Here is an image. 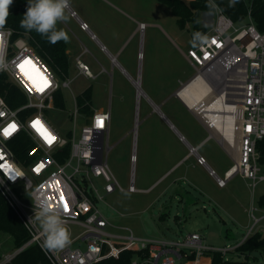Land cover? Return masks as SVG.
<instances>
[{
	"label": "built area",
	"instance_id": "built-area-1",
	"mask_svg": "<svg viewBox=\"0 0 264 264\" xmlns=\"http://www.w3.org/2000/svg\"><path fill=\"white\" fill-rule=\"evenodd\" d=\"M208 1L212 7L208 13L214 17L212 25L202 35L208 37V42L201 45L198 41L185 56L194 69L191 80L198 79L200 88L205 89V97L217 92L200 116L211 129L210 114L214 112L209 109L228 107L224 119L232 126L220 144L233 148V136L237 143L234 161L222 178L197 153V147H190L189 153L196 156V163L205 168L217 187L223 188L234 176H240L250 181L248 186L253 191L257 183L264 182V165L257 150L258 142L264 141V31L254 25L250 9L245 21L235 24L212 0ZM68 14L81 31L89 33L88 24L71 7ZM142 28L140 24L139 29ZM14 34L12 30L6 35L9 69L0 71V196L22 224L28 240L5 254L0 264H9L31 245L40 249L48 264H100L108 258L117 259L124 251L133 253L130 264H211L210 255L215 252L222 261L233 262L226 258L227 253L236 252L251 234L233 248L215 249L204 245L197 233L176 241H160L137 238L127 228H119L128 232L125 235L107 230L112 225L98 209V201L115 191L134 194L150 190L135 187L136 138L132 140L129 156V185L123 189L111 174L104 153L110 112L93 110L91 116L85 118L74 99L75 108L69 116L72 128L67 131L58 128L52 120L54 110H60L54 105L55 95L62 88H68L69 81L62 80L48 67L28 43L27 35L15 37ZM85 53L74 58L75 67L79 74L94 79L96 76L81 61ZM22 63L23 67H18ZM44 80L48 85L40 91L38 85ZM37 119L57 137L51 145L32 127ZM80 120L82 124L76 127ZM100 120H103L102 126ZM13 123L16 130L9 136L3 135V129ZM179 138L185 140L181 135ZM97 180L101 182V190ZM44 199L60 207L71 233L72 243L61 251L47 249L39 224L28 222L34 215L36 203ZM72 226L80 231L74 237ZM75 243L78 246L71 247Z\"/></svg>",
	"mask_w": 264,
	"mask_h": 264
},
{
	"label": "rangeland",
	"instance_id": "rangeland-1",
	"mask_svg": "<svg viewBox=\"0 0 264 264\" xmlns=\"http://www.w3.org/2000/svg\"><path fill=\"white\" fill-rule=\"evenodd\" d=\"M70 7L80 18H88L91 32L115 58L117 65H112L110 57L80 33L70 18L58 23V28L68 34L69 39L65 43L72 53L68 77L65 78L69 87L61 90L64 107L53 112L52 120L57 127L62 131L72 128L69 116L75 108L74 99L76 101L85 89L91 87L92 110H106L111 116L107 144H104L107 166L119 185L126 189L132 140L136 138L135 187L142 190L149 185L150 179H155L154 174H150L154 158L165 160L166 170L187 152L178 141L179 136L177 138L176 134L164 128L167 125L155 106L173 124L178 135L194 148L197 146V153L222 178L223 171L233 163L230 156L235 155V150L225 145L226 154L217 143H220V134L211 130L200 116L217 92L198 101V107L191 111L177 97L170 96L171 89L173 94L176 93L194 74V69L183 58V54L193 47L191 24H186L184 29L179 28L170 9L156 0H70ZM205 17L212 21L214 18L210 13H201V24L207 23ZM140 24L143 25L141 30ZM82 50L86 53L81 61L96 76L94 79L79 74L75 67L74 57ZM132 81L139 84L143 95L139 94ZM81 124L80 120L76 127ZM204 139L207 140L200 145ZM236 141L235 138V145ZM190 174L197 183L188 179L189 183L185 182L184 187L190 191L195 204L185 215L177 213L179 223L175 220V204L152 200L157 190L146 196L144 193L115 191L105 196L103 201H98V209L112 225L107 230L112 234L125 235L128 232L119 228H127L137 238L160 241H176L197 233L204 245L215 249L233 248L255 232L264 238V216H261L264 215V205L259 204L264 197V182L257 183L252 192L249 180L234 176L226 187L217 189L215 181H211L212 178L200 166L193 168ZM96 184L101 190V182L97 180ZM150 201L152 203L148 206ZM227 203L241 210V225H247L246 228L232 221ZM162 214L164 219L161 220ZM71 229L73 237L80 232L74 226ZM75 246L78 243L71 247ZM14 249L12 239L1 235L0 260ZM226 258L238 263L264 264V248L248 254L231 251Z\"/></svg>",
	"mask_w": 264,
	"mask_h": 264
},
{
	"label": "trees",
	"instance_id": "trees-1",
	"mask_svg": "<svg viewBox=\"0 0 264 264\" xmlns=\"http://www.w3.org/2000/svg\"><path fill=\"white\" fill-rule=\"evenodd\" d=\"M158 3L168 7L175 17L179 28L184 29L186 24H191L190 37L193 44L199 40L194 36L195 33L203 35L208 27L202 26L200 23V14L210 12L212 7L208 0H193L185 2L184 0H156ZM222 12L230 18L235 24H242L250 9V17L260 31H264V0H233L234 6L228 7L221 0H212ZM27 0H13L10 6V15L6 24V28L14 30L15 37L27 35L28 43L35 48L37 54L62 80L68 77L69 58L66 54V44L62 40L56 44H50L45 38H42L35 31H26L19 26L20 20L26 11ZM7 99V98H6ZM8 103H13L7 99ZM54 105L57 109H63L64 101L62 92L55 95ZM76 105L82 116H91L93 110L91 108V87L85 89L77 98ZM66 135H69L66 132ZM68 147V146H67ZM257 150L260 153L261 164L264 165V141L258 142ZM19 157H21L18 154ZM260 205H264V197L259 200ZM7 235L12 239L14 248H18L28 240V235L22 224L17 220L15 215L5 204L0 196V236ZM264 248V238L259 232H255L248 236L236 251L239 254H248L253 250ZM133 253L124 251L117 259L108 258L100 264H130ZM211 264H247L238 262H224L218 252L212 253ZM9 264H48L46 258L40 249L31 245L23 252L14 257Z\"/></svg>",
	"mask_w": 264,
	"mask_h": 264
},
{
	"label": "clouds",
	"instance_id": "clouds-1",
	"mask_svg": "<svg viewBox=\"0 0 264 264\" xmlns=\"http://www.w3.org/2000/svg\"><path fill=\"white\" fill-rule=\"evenodd\" d=\"M12 4L13 0H0V71L9 69L6 35H10L12 30L6 29V24ZM69 8L70 0H27L26 11L19 26L29 32L35 31L50 44L54 45L62 40L67 42L69 39L67 32L62 28L58 29L57 25L68 20ZM194 36L201 45L208 42V37L198 32ZM193 46L197 45L193 44ZM37 120L41 122L40 119ZM51 135L55 140L57 139L54 134ZM33 221L39 224L44 237V246L47 249L61 251L72 243L71 233L58 205L52 206L46 199L39 200L34 215L28 222Z\"/></svg>",
	"mask_w": 264,
	"mask_h": 264
},
{
	"label": "crops",
	"instance_id": "crops-1",
	"mask_svg": "<svg viewBox=\"0 0 264 264\" xmlns=\"http://www.w3.org/2000/svg\"><path fill=\"white\" fill-rule=\"evenodd\" d=\"M186 3L189 2L187 0H184ZM205 13H208V12H205ZM70 18V17H69ZM74 23L75 25L77 26V29L80 33L84 34L88 39L89 41H91L92 44H94L96 47H98L101 51L105 52L109 57H110V61L112 63V65H117V62L115 61V58L110 56V54L107 52L106 48L104 47V45L102 44V42L98 39V37H96L90 30V24L89 22L86 20L88 19L87 17H82L80 18L81 20H83L84 22H86L88 24V27H89V33H86V32H83L81 31L79 28H78V25H77V22L70 18ZM205 20L207 21L206 24H201L202 26H207L208 28L212 25V20L211 19H207L205 17ZM205 22V21H204ZM66 27V26H65ZM58 28V26H57ZM68 30H70L68 27H66ZM59 29V28H58ZM74 35V34H73ZM75 37V36H74ZM93 37V39L91 38ZM65 42V41H64ZM66 44V43H65ZM71 46V45H70ZM71 48H68L67 45H66V54L68 56V58L70 59V56H71ZM86 51V50H84ZM83 52L80 51V53H77L75 55V57L79 56L81 53ZM75 54V53H74ZM84 55V54H83ZM74 57V58H75ZM183 58H184V61L189 64L192 68L193 66L191 65V63L189 62V60L187 59V57L185 56V53L183 54ZM113 61V62H112ZM132 78H129V80H131ZM178 83H180V81H178ZM139 85V84H138ZM140 87V86H139ZM174 89V88H173ZM141 91V89H140ZM173 90L171 89L170 91V96L173 97ZM205 89L203 88L202 92L200 93L199 96H204L205 95ZM181 102V101H180ZM182 103V102H181ZM180 103V104H181ZM183 104V103H182ZM153 106V105H152ZM155 107V106H153ZM184 107L188 109V111L191 109H189L186 104H184ZM157 108V107H155ZM187 109H184L187 111ZM158 114L163 118V120L165 121L166 123V130L169 131V132H172L174 134H176L177 138H178V131L174 128L173 124H171L164 116H162L161 112L158 110ZM189 113V112H188ZM161 130V129H160ZM212 130V129H211ZM207 139H204L200 145H202ZM178 141L180 143L183 144V147L185 149H187V152L182 155L179 159H175V161H173V163L170 164V166L165 170V160L161 159V158H154L153 159V164L152 166H150V174H154V178L155 179H150L149 181V185L147 187H145L144 189L142 190H148L150 188V190L148 192H145L143 195L146 196V195H151L154 193L155 190H157L154 194H153V198L152 200H156V201H159V202H162L164 201L166 204L168 203V201L170 202V204H175L176 205V216H175V220L179 223L180 220H177L178 217H177V213L178 212H181L183 215H185L186 213L189 212V208L192 207L194 204H195V201L193 200L192 198V195L190 193L189 190H187L185 187H184V183H189L188 182V179L190 180H193L192 179V176H190V171H192L193 168L195 167H199V165L196 163V159L194 158V160L192 159L194 157L193 154H190L189 153V149L190 147H193L191 146V144H189L186 140L184 141H180V139H178ZM217 142V141H216ZM218 145H220V147L225 151L226 153V150H225V145L222 146L219 142H217ZM181 144V145H182ZM200 145H198L200 147ZM197 147V146H195ZM198 147V148H199ZM227 154V153H226ZM234 157L235 155H232L230 156V158L232 159V161H234ZM191 159H192V162H191ZM203 171L206 173V175L209 177L207 171L205 170V168H203L202 166H200ZM192 168V169H191ZM164 169V170H163ZM228 169V168H227ZM225 169L223 171V174L226 172ZM163 170V171H162ZM151 176V175H150ZM240 177V176H239ZM211 178V177H209ZM241 178V177H240ZM243 179V178H242ZM245 180V179H243ZM194 182H196L195 180H193ZM211 181L214 182V180L212 179ZM230 181V180H229ZM228 181V182H229ZM227 182V183H228ZM197 183V182H196ZM227 185V184H226ZM154 186V187H153ZM226 187V186H225ZM224 188V187H223ZM203 189H206V187H203ZM217 189H222V188H217ZM207 190V189H206ZM153 191V192H152ZM254 191V190H253ZM252 191V192H253ZM219 192V191H218ZM235 203H237V200L235 199L234 201ZM151 201L150 203L148 204L151 205ZM162 204V203H161ZM226 204V202H225ZM228 208L227 211L229 213V215L231 216L232 221L239 224L240 226H243L242 228H246L247 225H241L243 224L242 223V220L240 219L239 217V212H241V210L239 208H236L237 206H230V204H228ZM163 206V205H162ZM120 216H123L120 214ZM261 216H264V215H261ZM260 216V218H261ZM160 219H164V215L162 214L160 216ZM248 221V220H247ZM247 224V223H246Z\"/></svg>",
	"mask_w": 264,
	"mask_h": 264
},
{
	"label": "bare ground",
	"instance_id": "bare-ground-1",
	"mask_svg": "<svg viewBox=\"0 0 264 264\" xmlns=\"http://www.w3.org/2000/svg\"><path fill=\"white\" fill-rule=\"evenodd\" d=\"M133 85L135 86V88L138 90L140 95H143L142 92L140 91V87L138 85V83H136L135 81H132ZM202 88H200L198 79H192L188 82L187 85H185L184 87H181L177 92L178 93V97L179 99L186 104V106L193 110L196 109L199 105L200 100H203V98H205L206 94L204 96H199L200 93L202 92ZM197 98V99H196ZM198 102V103H197ZM224 105V104H222ZM155 108V107H154ZM225 108H228L226 106H221V109H213V106L211 107V109H209V112H214L211 113L210 117L212 118V122L213 125L211 127L212 130L216 131L217 133L220 134L221 139L220 141L224 140V134H226V136L228 135V133H230V131L228 129H231L232 123L228 120L224 119V115L225 113H227V110ZM155 110L158 112V108H155ZM159 113V112H158ZM235 136H233V139L231 140L232 144H233V148L230 149H234L235 147ZM230 142V140H229Z\"/></svg>",
	"mask_w": 264,
	"mask_h": 264
},
{
	"label": "snow or ice",
	"instance_id": "snow-or-ice-1",
	"mask_svg": "<svg viewBox=\"0 0 264 264\" xmlns=\"http://www.w3.org/2000/svg\"><path fill=\"white\" fill-rule=\"evenodd\" d=\"M30 62V61H25V63ZM18 67H23V63L18 65ZM43 79V78H42ZM48 81L44 80L42 85H38V88L40 91L44 90V87H47ZM99 123L101 126L103 125V120H100ZM32 127L41 135V137L48 143L52 144L55 141V137L52 136L49 131L45 128V126L39 121L35 120L32 122ZM16 130V125L10 124L7 128L3 129V135L9 136L11 135L14 131ZM18 175V173H17ZM66 210H68V205L67 203L64 204Z\"/></svg>",
	"mask_w": 264,
	"mask_h": 264
},
{
	"label": "water",
	"instance_id": "water-1",
	"mask_svg": "<svg viewBox=\"0 0 264 264\" xmlns=\"http://www.w3.org/2000/svg\"><path fill=\"white\" fill-rule=\"evenodd\" d=\"M221 1H222V3H223L224 5H226V6H228V7H233V6H234V2H233V0H221ZM190 80H191V79H190ZM190 80H189V81H190ZM189 81H188V82H189ZM188 82H186L185 84H183L181 87H184L185 85H187ZM181 87H180V88H181ZM180 88H179V89H180ZM179 89H178V90H179ZM178 90H177V91H178ZM177 91H176V93L173 94V96H174V97H177V98L179 99V97H178V93H179V92H177ZM179 100H180V99H179ZM180 101H181V100H180ZM181 102H182V101H181ZM182 103H183V102H182ZM183 104H184V103H183Z\"/></svg>",
	"mask_w": 264,
	"mask_h": 264
}]
</instances>
